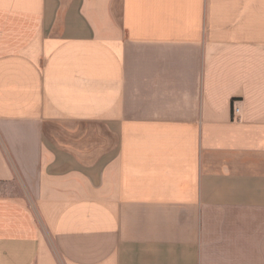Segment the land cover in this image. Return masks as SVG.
<instances>
[{
    "label": "crops",
    "instance_id": "obj_1",
    "mask_svg": "<svg viewBox=\"0 0 264 264\" xmlns=\"http://www.w3.org/2000/svg\"><path fill=\"white\" fill-rule=\"evenodd\" d=\"M0 264H264V0H0Z\"/></svg>",
    "mask_w": 264,
    "mask_h": 264
}]
</instances>
